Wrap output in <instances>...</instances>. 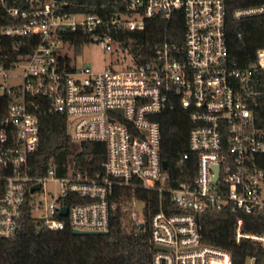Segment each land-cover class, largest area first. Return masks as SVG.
Returning a JSON list of instances; mask_svg holds the SVG:
<instances>
[{"label":"built area","instance_id":"obj_1","mask_svg":"<svg viewBox=\"0 0 264 264\" xmlns=\"http://www.w3.org/2000/svg\"><path fill=\"white\" fill-rule=\"evenodd\" d=\"M8 1L0 7L15 23H0V36L38 42L18 61L0 63V239L14 237L26 214L39 229L105 233L119 187L155 194V211L134 195L123 208L140 228L144 221L133 207L144 204L150 264H230L227 251L201 241L199 225L201 214L224 208L236 214L235 243L264 248V46L244 66L228 60L225 0L112 1L101 6L103 15L75 10L89 6L75 0H20L25 7ZM175 12L183 17L181 42L164 39L137 62L123 35ZM231 16L262 18L264 2L235 8ZM69 34L84 38L80 50L89 44L117 58L102 71L76 67L61 51V45L74 50L63 39ZM16 78L19 84H8ZM175 109L190 124L188 151L169 170L159 116ZM46 113L65 117L71 142L103 144L105 158L92 176L73 170L57 176L53 168L30 173ZM251 215L261 218L260 232L247 228Z\"/></svg>","mask_w":264,"mask_h":264},{"label":"trees","instance_id":"obj_2","mask_svg":"<svg viewBox=\"0 0 264 264\" xmlns=\"http://www.w3.org/2000/svg\"><path fill=\"white\" fill-rule=\"evenodd\" d=\"M86 2L87 7L77 11L103 15L102 5L124 0H75ZM20 0H9L8 6L25 7ZM264 0H225L227 18L225 24L228 60L237 66H244L253 60L254 52L264 46V17L235 20L231 12L235 8L256 5ZM0 23L13 25L15 21L0 7ZM183 17L181 12L173 13L170 20L153 17L146 21L141 32L123 35L126 45L137 62L146 60L153 46L164 39L181 42ZM74 45V52L80 51L84 38L79 34L63 36ZM38 42L35 36H0V63L7 66L26 56ZM67 60V59H65ZM162 144L161 155L169 170L176 164L179 155L188 151L187 135L190 128L186 113L181 109L164 112L159 116ZM105 158V148L98 142L73 143L69 140L66 120L62 115L46 113L39 120L38 143L29 159L32 175H44L53 168L57 176L77 171L92 176L100 169ZM150 203L155 211V194L137 189L134 194L128 189L114 188L113 201L116 210L110 219L109 230L102 234L74 235L70 229L53 231L39 229L38 223L26 214L17 234L9 239H0V264H150L153 248L149 240L147 216L142 228L131 225L128 214L123 211L131 196ZM235 213L224 208L199 216L201 241L227 251L230 264H264V248L235 243L232 223ZM247 228L253 232L262 229L258 215L247 217Z\"/></svg>","mask_w":264,"mask_h":264},{"label":"rangeland","instance_id":"obj_3","mask_svg":"<svg viewBox=\"0 0 264 264\" xmlns=\"http://www.w3.org/2000/svg\"><path fill=\"white\" fill-rule=\"evenodd\" d=\"M61 51L64 52L76 67L87 66L90 67L93 71H102L107 67L112 65V62L117 58V54H112L110 52H102L97 50L95 47H92L89 44H84L81 47V50L77 53L74 52L72 48H69L67 45H61ZM20 79L16 78L9 81L8 84H19ZM47 191L56 192V187L53 183H47L45 186ZM144 204L142 202H135L133 211L136 218L140 221H144ZM245 264H253L252 259H246Z\"/></svg>","mask_w":264,"mask_h":264},{"label":"water","instance_id":"obj_4","mask_svg":"<svg viewBox=\"0 0 264 264\" xmlns=\"http://www.w3.org/2000/svg\"><path fill=\"white\" fill-rule=\"evenodd\" d=\"M162 166H163V168H165V166H166V162L165 161L162 162ZM38 188H39L38 185H35L33 187V189H38ZM65 213H66V209L65 208H61L60 214L64 215ZM142 227H143V224H141L140 228H142ZM71 233L74 234V235H86V234H102L103 232H98V231H81V230L73 229L71 231ZM154 249L155 250H158V249H160V247L159 246H154Z\"/></svg>","mask_w":264,"mask_h":264}]
</instances>
